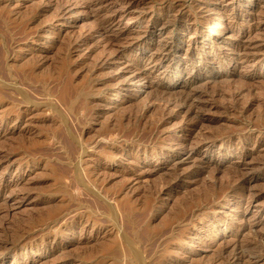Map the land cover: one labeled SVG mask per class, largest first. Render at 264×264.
Listing matches in <instances>:
<instances>
[{
	"label": "rangeland",
	"instance_id": "rangeland-1",
	"mask_svg": "<svg viewBox=\"0 0 264 264\" xmlns=\"http://www.w3.org/2000/svg\"><path fill=\"white\" fill-rule=\"evenodd\" d=\"M134 1L0 0V264H264V0Z\"/></svg>",
	"mask_w": 264,
	"mask_h": 264
},
{
	"label": "bare ground",
	"instance_id": "bare-ground-1",
	"mask_svg": "<svg viewBox=\"0 0 264 264\" xmlns=\"http://www.w3.org/2000/svg\"><path fill=\"white\" fill-rule=\"evenodd\" d=\"M129 4H131L130 6H133L135 1L134 0H127ZM182 28H185V29H190L191 26H181ZM214 30V27L212 28ZM212 30V32H214ZM170 43V42H169ZM168 43V41H166L164 44L161 45V48H160V51H159V54L151 61V63L154 65L152 66V68H157V70L159 69V67L163 64H165L166 62H170L174 59L175 55H174V49L173 47ZM247 47V46H246ZM255 47V46H254ZM193 48V47H192ZM246 49V48H245ZM259 49V48H258ZM240 52V48H238L237 50H234L233 52V55H236V54H239ZM242 52V51H241ZM5 53V52H4ZM6 54V53H5ZM7 57V55L5 56ZM190 57L186 58L185 59V62H187L189 60ZM222 59H217V60H214L213 62L210 63H206L204 65H202L199 70H206L209 69V67H214L215 65L217 66H220L222 65ZM186 64V63H185ZM160 65V66H159ZM168 68V67H167ZM159 72V71H158ZM184 72L183 68L179 69L178 71H175V70H171V71H167V69H165L164 72H162L161 74L164 75L165 78H173V77H176V78H179L180 76H182L181 74ZM259 74V73H258ZM249 80L250 79H256L258 78L259 76L257 75L256 72H250L247 76H246ZM151 84H154L152 85V87H154L155 91L156 92H160V93H170L171 90H173L170 86L168 85H161V84H157V83H151ZM193 81H185V83H183L182 85V88H183V91H182V96L177 98L179 99V102L180 103H183V105H185V107H189L192 109V111H195L199 108H202V106L204 105H207L208 107L209 106H212L213 104H211L210 102H203V103H199V101L197 100H200L202 101V95L205 91H202L203 89L201 90H197V89H192V86H193ZM123 88V87H121ZM3 94V93H2ZM219 94V93H218ZM4 95V94H3ZM159 95V94H158ZM24 99L27 98V96H24L23 97ZM206 99V98H205ZM27 100V99H26ZM25 100V101H26ZM197 101V102H196ZM264 100H262L263 102ZM174 104V103H173ZM167 106V105H166ZM165 106V107H166ZM162 109V108H161ZM166 109V108H165ZM163 111V114H164V111L165 110H161ZM208 137V136H207ZM206 138V137H205ZM203 137V140L205 139ZM209 140V139H208ZM183 145V144H182ZM180 146V145H178ZM178 155V154H177ZM175 157V156H174ZM23 242V241H22ZM2 245V244H0ZM5 244H3L4 246Z\"/></svg>",
	"mask_w": 264,
	"mask_h": 264
}]
</instances>
